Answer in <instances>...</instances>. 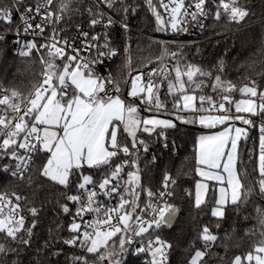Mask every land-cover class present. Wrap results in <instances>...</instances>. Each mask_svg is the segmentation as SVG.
Instances as JSON below:
<instances>
[{
    "label": "snow or ice",
    "instance_id": "snow-or-ice-1",
    "mask_svg": "<svg viewBox=\"0 0 264 264\" xmlns=\"http://www.w3.org/2000/svg\"><path fill=\"white\" fill-rule=\"evenodd\" d=\"M206 2L207 0H195L196 11L189 12L185 8V0H169V3L160 0V7L169 13L168 20L165 21L156 10L153 0H146L159 26L157 30H164L168 24L175 32L187 30L182 27L186 20L181 17L191 16V19L196 21L198 16L207 15ZM53 3L54 0H43V3L36 5L35 15L41 16V23L35 25L30 22L35 17L29 15L33 13V8H25L24 13L20 15L24 25L22 30L33 31L35 35L42 36L46 24L59 23L63 19V13L70 10L71 0H62L60 14L49 10ZM97 3L113 8L117 3H123V0H97ZM220 9L232 22L239 23L249 15L246 8L239 6V0H219L215 12L217 20L221 17ZM127 10L124 8L125 12ZM89 11L91 12V9ZM97 15L102 17L103 13L98 12ZM0 21L12 23L11 11L8 8H0ZM100 22V19H92L91 25L95 26ZM107 23L110 25L112 20L109 18ZM81 36L82 48L75 47L74 43L70 44L66 38L61 40L59 31L55 28L46 43L39 46L34 41L26 44L27 51H22V56H30L33 49L37 52H41V49L47 52V59L44 58V52H41L40 56L44 65L42 80L33 85V90L26 97L12 90L10 96L4 95L0 98V159L7 157L17 161L14 170L5 166V172L11 171L13 177L24 179V174L34 163V158L47 154L40 169L42 176L67 189L72 184V178L80 175V181L76 185L78 194L66 196L68 201L78 207L68 226L70 237L62 242L69 247H79L84 253L72 256V264H103L105 260L108 264H122L119 257L126 251V245L133 244L135 237H143L153 229L170 228L178 216L179 209L168 200L173 196V192L168 190L169 186L176 183L171 176L165 175L162 185L164 190L154 193L151 189H146L149 203L141 208L140 192L137 189L142 188V185L136 161L131 163L136 170L127 173L128 179L124 182L126 186L123 187V192L120 184L121 173L129 162L125 160L113 165L114 158L120 153L127 156L132 154L131 150L138 152V145L143 146L144 151L148 150L145 140L141 139L138 133H146L149 136L156 133L163 136V130L176 127L171 119L139 116V108L135 103L137 100L148 105L149 111L153 108L166 111V105L158 95L160 84L153 77L167 79L169 93H181L179 99L174 98V112H187L192 115L185 117L177 114L176 120L185 124L199 123L208 128L226 125L225 130L217 134L201 135L195 155V171L199 176L227 185L219 188V198L215 200V206L211 210L212 216L223 218L224 208L229 201L232 205H238L245 195L254 191L255 185L246 186L237 168L238 142L242 136H247V131L241 128L233 129L227 125L236 120L245 125H253L251 117L255 116L264 120V92H258L255 82L252 86L239 88V92L248 98L233 100L231 93L237 90L236 85L222 79L220 74L213 77L212 72H205L194 65H188L186 70H182L178 63L173 69H169L164 64V58L169 54L175 57L176 53H169L162 43L158 58L161 67L150 70L146 78L141 72L130 81L123 80L124 84L130 83L127 95L133 98L132 101H126L121 95V80L111 74L101 76L95 68L97 64H103L102 57L115 56L116 52L109 48L107 40L101 46L98 43L99 35L92 36L90 41L87 32L81 33ZM93 49L95 55H81L82 52L91 53ZM125 67L131 76V57L126 59ZM173 71L174 80L169 79ZM219 72H223V62L220 63ZM199 77L213 80L208 86L213 92L222 93V102L217 103L211 95H195L196 90H202L205 86ZM189 91L193 94H188ZM205 104L208 105L207 108ZM233 107L235 115L232 114ZM213 110L218 114H203ZM158 128L161 131L157 133ZM260 132L258 187L259 194L264 196V123L261 124ZM20 149L24 150V155L19 153ZM85 166L102 173L98 183L99 191L96 187H88L96 185V181L91 175L82 174L81 170ZM28 179L31 182V178ZM207 192L208 185L197 182L194 202L197 209L207 203ZM113 193L119 197L115 206H107L97 199L101 194L112 197ZM21 199L15 192L11 196L8 193H0V233L14 243L28 246L31 244L35 222L31 227L24 228L25 217L19 213ZM61 207L65 214H70L71 210L67 204ZM256 211L261 214L260 223L264 226V209L257 208ZM29 212L35 217L38 210L32 207ZM89 213H94V218L84 220V216ZM144 214L150 215V219H145ZM22 233H26V236ZM117 237L118 245L114 240ZM200 239L204 241L205 250H197L189 264H203L207 248L217 240V236L205 226ZM117 247L119 251L116 250ZM171 248V243L156 235L150 238L146 245L138 247L137 251L150 253L149 264H168ZM16 251V248L0 243V254ZM89 255L95 259L90 261ZM244 260L249 264L253 261L255 264H264V241L245 257L236 256L233 264H243Z\"/></svg>",
    "mask_w": 264,
    "mask_h": 264
},
{
    "label": "trees",
    "instance_id": "trees-1",
    "mask_svg": "<svg viewBox=\"0 0 264 264\" xmlns=\"http://www.w3.org/2000/svg\"><path fill=\"white\" fill-rule=\"evenodd\" d=\"M61 3L62 0H54L52 11L60 14ZM218 4L219 0L214 6L213 14L197 35L171 39L169 44L176 56L164 61V64L173 69L178 63L182 70H186L188 65H194L205 72H212L213 77L220 74L222 79L236 85L237 90L231 93V97L235 99L240 96L239 88L244 85L252 86L255 82L258 91L264 85V0H239V6L249 12L239 23L230 21L222 9L221 17L217 20L215 12ZM0 8H10L15 13L19 10L14 0H0ZM124 8L128 9L127 12ZM110 11L127 26L112 31V45L118 49V54L109 63L111 76L121 80L122 93H127L129 84H124L123 80H130L137 72H145L146 64L159 56L161 45L165 42L164 35L156 31L146 0H123V3H117ZM98 12L99 9L92 0H71L70 10L63 13L61 28L70 32L75 24L88 21ZM16 21L17 15H12L11 24L0 21V31L9 30ZM13 48L12 38L4 36L0 42V90L8 95L15 90L25 96L33 90V85L41 81L44 70L40 61L41 55L34 49L30 56H20L13 52ZM128 57L132 61L131 76L125 67ZM221 62L222 73L219 72ZM158 66L161 67L160 63L153 65ZM174 76L173 71L169 79L174 80ZM153 79L160 84L158 95L166 105V110L171 112L175 99H179L181 93H169L167 79ZM199 80H203L205 86L202 90H196L195 95H211L219 102L222 93L213 92L208 86L213 80L208 77H199ZM142 112L171 115L174 111L170 113L142 109ZM175 124V128L163 130V136L156 133L151 136L138 133L145 140L148 150L144 151V147L138 145V152L131 150L132 154L127 156L120 153L114 158L113 165L122 163L126 158L129 164L121 173L126 175L134 168L131 166L132 161H136L142 185V188L137 189L140 192L141 208L149 203L146 189L157 193L163 185L165 175L176 181L175 185L170 186L173 196L168 198L169 203L179 209L173 226L153 229L145 235L147 239L159 235L171 243L168 264H188L197 250H205L204 241L200 239L205 226L217 236V240L209 244L203 264H232L236 256L244 257L264 241L261 214L256 211L257 208L264 209V196L259 194V174L256 169L259 138L257 126L254 127L256 123L253 127L248 126L247 136L240 146L242 182L246 186L253 182L256 192L245 195L238 205L228 203L224 208L223 218L213 217L211 214L212 193L201 208L194 206L193 187L198 179L194 144L201 127L179 120ZM160 131L159 128L156 130L157 133ZM46 155L40 154L34 158V163L24 174V179L0 173V192L9 195L15 192L22 197L19 210L20 215L25 217L24 228L31 227L35 222L31 244L28 246L14 243L0 233V243L18 250L0 254V264H72V256L84 255L79 247H69L62 242L70 237L68 226L78 206L68 201L66 196L78 194L76 185L80 175L72 178V184L67 189L55 184L40 174ZM81 171L83 175H91L96 182L102 178V173L96 169L85 166ZM65 204L70 208V214L62 211L61 206ZM32 207L38 210L35 217L29 212ZM22 235L26 236V233ZM94 259L89 255L90 261ZM120 259L122 264H149L150 261L149 258L142 260V255L130 245ZM243 264L249 262L244 260Z\"/></svg>",
    "mask_w": 264,
    "mask_h": 264
},
{
    "label": "built area",
    "instance_id": "built-area-1",
    "mask_svg": "<svg viewBox=\"0 0 264 264\" xmlns=\"http://www.w3.org/2000/svg\"><path fill=\"white\" fill-rule=\"evenodd\" d=\"M14 2L17 4V7L19 9L18 12L15 13L10 8H8V9L11 11V16L17 15V21L14 23V25L9 30L0 31V42L2 41L4 36H10L14 42L13 52L15 54L22 56L20 53L22 51H27V48L25 47V45L30 43V42L34 41L38 46L40 44L46 43L47 38L52 35V30L54 28L59 31V38L61 40L66 38V39H68L70 44L74 43L75 47H77V48H82V46H83V38L81 36V33L87 32L89 34V41H90L92 36L99 35L100 40L98 41V43L102 46V45H104L105 40H107L109 48L114 50L116 52V55L118 54V49L116 47H113V45H112V39H113L112 38V31L114 29L126 28L127 26L125 23L121 22L120 20H118L115 17V15L110 11V8L106 7L103 4L98 5L97 0H93V2H95V5L98 6V8H100L99 12L103 13L102 17H100L96 14L95 16H93L88 21L79 22V23L75 24L70 32H66L63 28H61V21L59 22L60 27H58L59 23L46 24L45 32L43 33L42 36L41 35H35L33 31L24 32L22 30L24 25L20 19V15H21V13H24L25 8L31 6L33 8V13H31L29 15H32L35 18L30 20V22L33 23V25H35L37 23H41V16L35 15L34 10H35V7L38 3H43V0H19V2H17V0H14ZM164 2L169 3V0H164ZM194 3H195V0H185V8L189 12L196 11V9L194 8ZM216 3H217V0H207L206 5H205V9H206L208 14L205 16H198L196 21H193L191 19V16H188L186 18L181 17L182 20H186V22L182 25L183 28L187 29L186 31L175 32L171 29L170 25H168V24L165 25L164 30H161L160 32L164 35L165 46L167 47L169 53L173 52L172 47L169 44L171 39L176 38L177 36H182V37L183 36H186V37L195 36L199 33V31L204 27L207 20L213 14L214 6ZM153 4L156 6V10L161 14V16L164 18V20L167 21L168 17H169V13L166 12L162 7H160V0H153ZM51 7H52V5L50 6L49 10L52 11ZM170 7H171V5H170ZM43 11L44 10L42 9V13H43ZM109 18L112 20V23L110 25L107 23ZM92 19H100L101 22L96 24L95 26H93V25H91ZM36 31H38V30H36ZM33 50H32V52H33ZM103 50L108 51V49H103ZM68 51L70 52L71 50L68 49ZM41 52H44V58L47 59L46 50L41 49ZM41 52H39L40 55H41ZM81 55L82 56L95 55V49H93L91 53L82 52ZM116 55L112 56V57L105 56V57L101 58L104 61L103 64H97L95 66L96 71L99 75L108 76L109 74H111V71L109 69V63L114 57H116ZM171 57L172 56L169 54L168 56H166L164 58V61L169 60V58H171ZM42 66L44 68L43 64H42ZM159 67L160 66L151 67L148 70H146L145 71L146 72L145 78L147 77V74L150 70H152L153 68H159ZM43 71H42V73H43ZM42 73H41V80H42ZM262 88H263V92H264V85ZM4 95H8V94L4 90H0V98H2ZM122 98H124L126 101H132V99H130L128 96H124ZM135 103L141 109H148V105L141 104L139 102V100L135 101ZM257 103H259L258 99H257ZM0 107H2V106H0ZM152 110H155V109L153 108ZM160 111L169 112L170 110L165 111L164 109H161ZM212 112H214V110ZM251 119L258 126L257 129L259 131V138H260V136H261L260 127H261V124L264 123V120H262V118L260 116L251 117ZM259 151H260V146H259ZM19 153L21 155L25 154L23 149H20ZM121 154L123 156L125 155L123 153H121ZM125 160H127V159L124 158L122 160V162H124ZM16 163H17V161L10 159V158H7V157L0 159V173H6V174L12 176L11 171H8V172L4 171V167L8 166L10 169L14 170ZM127 179H128L127 174L126 175L121 174V180H120L121 192H123V187L126 186L124 182ZM170 186H169L168 190H170ZM88 187L90 189L93 187H96V190L99 191L97 184L96 185H89ZM161 190H164L163 187H161L159 189V191H161ZM0 193H2V192H0ZM97 199L101 203H103L107 206H115L118 203L119 197L116 196L115 193H113L112 197H108V196L101 194L97 197ZM19 213H20V210H19ZM94 215H95L94 213L86 214L84 216V220H91L94 218ZM144 216H145V219H150V215L144 214ZM145 235L146 234H144L143 237H135L133 244L130 246L134 247L137 250L138 247H140L142 245H146L149 239H147L145 237ZM139 253L142 255V260H146L148 258L151 259L150 253H147V252H139Z\"/></svg>",
    "mask_w": 264,
    "mask_h": 264
},
{
    "label": "rangeland",
    "instance_id": "rangeland-1",
    "mask_svg": "<svg viewBox=\"0 0 264 264\" xmlns=\"http://www.w3.org/2000/svg\"><path fill=\"white\" fill-rule=\"evenodd\" d=\"M93 1V0H92ZM95 3V2H94ZM97 8H98V6H97ZM98 9H100V8H98ZM100 11V10H99ZM165 43V42H164ZM153 67V66H152ZM146 71V70H145ZM141 72H143V71H140V72H137V73H135L134 75H132L131 77H130V80H131V78L132 77H135L137 74H139V73H141ZM144 73V75H146V72H143ZM129 80V81H130ZM245 86V85H244ZM248 86H251V85H248ZM243 87V86H242ZM130 90V83H129V85H128V88H127V93H128V91ZM31 92V91H30ZM258 92H263V88H261ZM29 93V92H28ZM28 93L25 95V97L28 95ZM122 95H125L124 93H121ZM188 94H193L192 92H188ZM125 96H128L127 94L125 95ZM181 96V95H180ZM129 97V96H128ZM130 99H132L133 100V98H131V97H129ZM245 98H248V97H246L245 95H243V94H241L240 93V96L238 97V98H235V99H233V100H239V99H245ZM254 99H256V98H254ZM219 102H222L221 100H219ZM218 101H217V103H219ZM181 103H182V101H181ZM226 106H228V105H226ZM208 106H205V108H207ZM172 111H174V109L172 110ZM171 111V112H172ZM170 112V111H169ZM170 112V113H171ZM182 115V116H185V117H188V116H190V115H192V114H190V113H187V112H180V113H175V112H172V114L171 115H158V114H142V112L139 110V116L141 117V118H158V119H171L174 123H175V121H176V119H175V115ZM203 114H205V115H207V114H211V115H216V114H218L217 112H211V113H203ZM232 114L233 115H235V110H234V107L232 108ZM241 115H245V116H247L248 114H241ZM197 126H199V127H201V128H208V127H204V126H202V125H200L199 123H195ZM254 124V123H253ZM218 126V125H217ZM227 126H230V127H232L233 129L234 128H241V129H244V130H246L247 132H248V126H250V127H253V125H245V124H243L241 121H239V120H236V121H230L229 122V124L227 125ZM255 126H257L256 124H254V127ZM225 127H226V125H222L221 127H219V128H215V129H212V130H208V131H204V130H200V131H198V133H197V135H196V138H195V150H194V153H195V155H196V149H197V144H198V138L201 136V135H213V134H217V133H219V132H221V131H224L225 130ZM258 127V126H257ZM258 136V135H257ZM245 138L246 137H244V136H242L241 137V139H240V141L238 142V158H237V168H238V171L240 172V174H241V177H242V175H243V166H242V164H241V151H240V146H241V141H243V140H245ZM259 146H260V138H258V144H257V153H256V169H257V171H258V163H259V154H260V151H259ZM196 167H197V165H196ZM136 170V167H134L133 169H131L129 172H132V171H135ZM197 174V173H196ZM221 174L222 175H225L226 176V174L225 173H222L221 172ZM259 174V173H258ZM84 175H88V174H84ZM198 175V174H197ZM242 180H243V177H242ZM258 180H259V178H258ZM80 181V180H79ZM100 182V180L98 181V182H96V184L98 185V183ZM197 182H201V183H206L207 185H208V192H207V194H206V200L208 199V197L210 196V194L212 193L213 194V204H212V206H211V210H212V208L215 206V200L216 199H218L219 198V188L220 187H227V185H226V183L224 184V185H221L219 182H217V181H212V180H206L205 178H203V177H201V176H199L198 175V179L196 180V182L194 183V187H193V195H194V200H195V194H196V184H197ZM229 194H230V190H229ZM229 203H230V201H229ZM118 237L117 238H114V240H115V242H116V244L118 245ZM110 244H111V242H110ZM127 247H129V245H126V248ZM116 250L117 251H119V249H118V247L116 248ZM195 254V253H194ZM193 254V255H194ZM192 255V256H193ZM247 255V254H246ZM245 255V256H246ZM244 256V257H245ZM117 257H113V259H116ZM120 258V257H119ZM191 259V258H190ZM247 261V260H246ZM254 262V261H253ZM104 264H108V261L107 260H105L104 261ZM189 264V263H188ZM233 264V263H232ZM254 264H255V262H254Z\"/></svg>",
    "mask_w": 264,
    "mask_h": 264
},
{
    "label": "water",
    "instance_id": "water-1",
    "mask_svg": "<svg viewBox=\"0 0 264 264\" xmlns=\"http://www.w3.org/2000/svg\"><path fill=\"white\" fill-rule=\"evenodd\" d=\"M150 15H151V17L153 18V21H154V24H155V28H156V31L157 32H160L161 30H157L158 29V24H157V21H156V19H155V16L153 15V13H152V11H150ZM163 45L165 46V43H163ZM161 47H162V45H161ZM160 51H161V48H160ZM160 57V53H159V56L157 57V58H155L154 60H152V61H150V62H148L147 64H146V66H145V70H148L149 68H151L154 64H156V63H159L158 62V58ZM222 125H218V126H216V127H214V128H201L202 130H204V131H208V130H212V129H215V128H219V127H221ZM248 129H249V127H248ZM251 184L252 185H254V183L253 182H251ZM256 191H255V187H254V193H255Z\"/></svg>",
    "mask_w": 264,
    "mask_h": 264
},
{
    "label": "crops",
    "instance_id": "crops-1",
    "mask_svg": "<svg viewBox=\"0 0 264 264\" xmlns=\"http://www.w3.org/2000/svg\"><path fill=\"white\" fill-rule=\"evenodd\" d=\"M125 95L127 94V93H124ZM122 95V94H121ZM125 95H122V97H124ZM139 108V107H138ZM139 110L142 112V109L141 108H139ZM142 114H153V113H143L142 112Z\"/></svg>",
    "mask_w": 264,
    "mask_h": 264
}]
</instances>
